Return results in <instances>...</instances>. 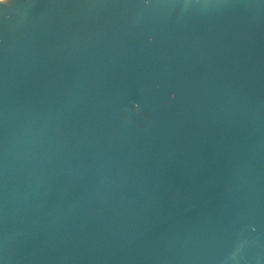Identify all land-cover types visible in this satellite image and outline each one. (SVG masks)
<instances>
[{
    "label": "water",
    "instance_id": "95a60500",
    "mask_svg": "<svg viewBox=\"0 0 264 264\" xmlns=\"http://www.w3.org/2000/svg\"><path fill=\"white\" fill-rule=\"evenodd\" d=\"M0 264H264V0L0 3Z\"/></svg>",
    "mask_w": 264,
    "mask_h": 264
},
{
    "label": "clouds",
    "instance_id": "9594fccd",
    "mask_svg": "<svg viewBox=\"0 0 264 264\" xmlns=\"http://www.w3.org/2000/svg\"><path fill=\"white\" fill-rule=\"evenodd\" d=\"M4 2V0H2V2H0V3H3ZM136 107L138 108L139 107V105H136Z\"/></svg>",
    "mask_w": 264,
    "mask_h": 264
}]
</instances>
